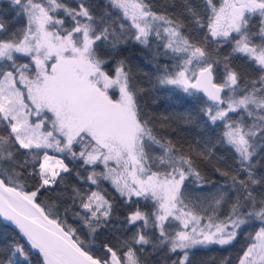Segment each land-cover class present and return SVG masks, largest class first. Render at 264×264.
<instances>
[{"label": "snow or ice", "instance_id": "6c2138e0", "mask_svg": "<svg viewBox=\"0 0 264 264\" xmlns=\"http://www.w3.org/2000/svg\"><path fill=\"white\" fill-rule=\"evenodd\" d=\"M108 3L127 26L109 22L110 14L97 13L90 0H78L77 7L65 0H11L13 11L19 9L15 15L23 17L20 27L0 15V61L5 62L0 65V127L7 130L0 134V215L38 250L40 264H145L146 245L177 255L172 264H192L190 253L197 246L229 245L244 226L258 221L239 264H264V173L258 170L264 166V0H203L202 8L184 0L190 23L206 29L201 41L185 35L183 19L154 11L145 0ZM257 16L259 28L253 31L250 21ZM153 36L166 50H157L153 58L171 54L175 61L158 68L157 83L189 95L202 92L207 97L202 111L213 124L222 123L220 142L238 158V168L214 169L228 179V190L218 189L208 208H201L189 182L202 187L210 181L190 151L158 137L140 104L146 90L134 83L128 57L120 52L129 38L148 45ZM229 42L231 52L223 57L217 82L221 60L210 44ZM237 56L255 65L258 74L251 77L234 66ZM20 57L29 62L19 63ZM49 149L81 160L82 168L92 166L86 177L77 172L80 179L97 187L110 180L125 203L133 197L151 200L152 210H128L124 236H116V244L104 243V255L90 254L84 241L73 238L74 229L65 231L35 202L41 188L58 178L62 182L61 174L71 171ZM197 155L208 160L212 152ZM100 165L103 170L96 171ZM17 169L37 176L40 186L23 191ZM74 191L91 235L120 231L109 228L117 212L112 200L101 191ZM225 204L229 211L221 218L217 209ZM129 225L135 228L130 234ZM0 264H31L30 251L19 243L2 246Z\"/></svg>", "mask_w": 264, "mask_h": 264}, {"label": "trees", "instance_id": "16d2710c", "mask_svg": "<svg viewBox=\"0 0 264 264\" xmlns=\"http://www.w3.org/2000/svg\"><path fill=\"white\" fill-rule=\"evenodd\" d=\"M90 2L97 6L94 9L97 13L107 11L111 18L109 22L115 21L117 27L121 22L125 23L126 26L129 23L123 19L118 9L113 8L108 3V0H90ZM145 2L153 5L154 11H167L168 15H175L183 19L187 25L185 35H189L194 41L202 40L206 29L198 31L190 23L191 17L184 10V0H145ZM65 3L70 7L78 6V0H65ZM194 3L200 5L201 8L203 6V0H194ZM18 11L19 9L13 11L11 0H0V15H5L8 20L18 21L15 24L16 27L23 25V17L15 15V12ZM60 15L63 17V13ZM250 23L253 31L258 30L259 17H254ZM66 26H70V24H66ZM231 48L232 44L230 42L221 43L220 45L215 43L210 44V50L213 51V55H217L218 53V58L221 60V63L218 65L217 82H220V74L223 73V57L231 52ZM157 50L160 53L166 51L163 48L162 42L153 36L150 37L148 45L140 44L134 39L129 38L128 43L121 46L120 52L121 55L128 57L129 64L135 75L134 83L146 90L141 94L140 104L146 118L151 119L158 137L171 140L185 152L190 151L199 165L201 173L210 181V183L202 187L189 182V191L193 197L198 196L200 198L199 203L201 208H208L218 189L221 191L228 190V179L221 176L214 169L220 168L222 171H225L238 168V158L231 146L220 142L219 138L223 131L222 123L218 121L213 124L202 111L206 107L205 102L207 100L205 97L199 93L189 95L175 86L159 85L157 83L158 68L175 63L171 59V54L168 56L159 55L154 59L153 56ZM18 62L28 63L29 58L20 57ZM3 64L5 62L0 61V65ZM7 64L10 65L11 62H7ZM232 64L241 67L251 77H255L258 74L255 65L246 63L239 56L232 59ZM0 134L6 135L7 130L0 127ZM74 150L79 152V146H76ZM207 150L212 152L208 160H204L197 155V153ZM48 152L64 159L71 171L61 174L63 177L62 182L58 178L56 184H50L41 188L35 198V202L44 208L46 214H50L49 218L56 219L62 226H65L66 231L69 227L74 229L75 235L73 238L75 239L78 236L80 240L84 241L83 246L85 250L90 251V254L95 256L104 255V251L102 250L104 243L110 242L116 244L115 237L124 236L123 220L128 210H134L136 207L146 212L152 210L153 202L151 200L133 197L130 203H125L127 198L120 196L109 180L102 179L99 187H97L91 181L80 179L77 176V172H79L80 176L86 177L92 170V166L85 165L82 168L83 162L81 160H73L66 153H57L52 149H49ZM152 154L159 155V151L153 148ZM23 158L22 155L19 156V159L23 160ZM261 165H264V160L261 161ZM102 170V165L96 168V171ZM258 170L264 173V166H260ZM17 171L22 173V176L19 178V184L23 185V191L32 192L40 186L39 178L28 174L31 168L28 169V172H25L23 169H17ZM6 183H9L10 186H16L7 180ZM74 189L87 193L101 191L106 198L112 200L117 212L109 228L115 226L120 231L110 232L109 229H105L99 231L94 236L91 235L82 219L85 215V210L80 206V199L76 196ZM229 207L230 204H225L217 209L221 218L228 214ZM116 217L119 218L117 219ZM259 226L258 221L252 222L251 227L244 226L237 238L229 245L211 244L197 246L190 253L192 264H239L244 251L252 242L249 240L248 234L254 235ZM127 228L129 234L135 231V228L130 225ZM16 243L23 245L26 251H30L18 232L0 219V247ZM30 255L31 264H40V255L31 251ZM177 258V255L169 254L167 248L153 252L151 245L145 246V264H172V260Z\"/></svg>", "mask_w": 264, "mask_h": 264}, {"label": "water", "instance_id": "95a60500", "mask_svg": "<svg viewBox=\"0 0 264 264\" xmlns=\"http://www.w3.org/2000/svg\"><path fill=\"white\" fill-rule=\"evenodd\" d=\"M201 95H203L206 99L207 97L202 93V92H199ZM10 186V185H9ZM0 219L5 223V224H8L9 226H11L13 229H15L20 237L24 240V242L27 244V246L29 247L30 249V245L28 244L27 242V238L23 236V234L20 232L19 228L10 220H7L4 216L0 215ZM51 219V218H50ZM66 231V230H65ZM32 252L34 253H37L38 254V250L36 249H30Z\"/></svg>", "mask_w": 264, "mask_h": 264}, {"label": "rangeland", "instance_id": "374dc122", "mask_svg": "<svg viewBox=\"0 0 264 264\" xmlns=\"http://www.w3.org/2000/svg\"><path fill=\"white\" fill-rule=\"evenodd\" d=\"M18 86H19V87H23L22 85H18ZM49 114H50V113H49ZM50 115H51V114H50ZM49 154H50V155H54V154H52V153H50V152H49ZM54 156H56V157L60 158V157H59V156H57V155H54ZM61 159H62V158H61ZM109 181H110V180H109ZM110 183L112 184V182H111V181H110ZM112 185H113V184H112ZM113 186H114V185H113ZM114 188H115V186H114ZM115 189H116V188H115Z\"/></svg>", "mask_w": 264, "mask_h": 264}]
</instances>
